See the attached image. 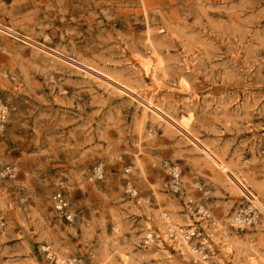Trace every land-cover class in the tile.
I'll return each mask as SVG.
<instances>
[{"label":"rangeland","instance_id":"374dc122","mask_svg":"<svg viewBox=\"0 0 264 264\" xmlns=\"http://www.w3.org/2000/svg\"><path fill=\"white\" fill-rule=\"evenodd\" d=\"M0 105V264H264V0H0Z\"/></svg>","mask_w":264,"mask_h":264},{"label":"built area","instance_id":"2783aa9c","mask_svg":"<svg viewBox=\"0 0 264 264\" xmlns=\"http://www.w3.org/2000/svg\"><path fill=\"white\" fill-rule=\"evenodd\" d=\"M5 118V108L0 105V121H3ZM171 180H172V185L175 189H178L180 185V173L181 169L178 168L177 166L171 167ZM1 174L6 175V176H14V170L12 167L9 165H5L1 169ZM52 201L54 204V209L55 211L62 217H64L66 220L71 221L73 219L72 212L69 210L68 207V202L66 198L60 193L57 192L52 196ZM237 219L239 222H252L255 220V217L252 215V213L249 212V214H238ZM4 225L3 219L0 216V228Z\"/></svg>","mask_w":264,"mask_h":264},{"label":"bare ground","instance_id":"6f19581e","mask_svg":"<svg viewBox=\"0 0 264 264\" xmlns=\"http://www.w3.org/2000/svg\"><path fill=\"white\" fill-rule=\"evenodd\" d=\"M154 70V69H153ZM201 209V208H200ZM204 215V214H203ZM167 216V215H166ZM160 217H161V215H160ZM233 221H234V223H237V222H239V220L237 219V216H235L234 218H233ZM164 223V222H163ZM163 223H161V224H163ZM166 223V222H165ZM240 223V222H239ZM241 224V223H240ZM166 228H167V232H165V233H167V234H171V232L174 234V236L176 235V237H175V245L176 246H179V250L180 251H183V250H185V247H187L194 255V258H196L198 255H196L197 253H194V252H196L195 251V248L193 247V245H191L190 243H189V240L191 239V237H190V235H194L195 234V231L193 230V229H191V230H189V232L188 233H183L182 232V229H179L180 227H178L174 222H169V223H167L166 225L165 224H163ZM193 228V227H192ZM164 233V232H163ZM164 233V234H165ZM163 235V234H162ZM145 236H147V239H148V241L149 242H151L152 241V235H151V233L150 232H146V235ZM159 236V235H158ZM167 237H168V235H167ZM170 237V236H169ZM226 235H223V234H221V238H222V249H224V251H230L231 250V248H230V246H229V244L228 243H226V241H225V239H226ZM211 238H213V236H211ZM229 239H230V237H229ZM228 239V240H229ZM165 241V240H164ZM213 241H215L214 239H213ZM174 244V243H173ZM118 249V248H117ZM201 250V249H200ZM123 251V250H122ZM122 251H120V254L122 255V256H124L125 254L122 252ZM186 252V251H185ZM203 252V251H202ZM204 253V252H203ZM202 254V253H201ZM120 255V256H121ZM207 257V256H206ZM124 258V257H123ZM191 258V257H190ZM198 258H200V256L198 257ZM204 262V261H203ZM205 264H207V262L205 261Z\"/></svg>","mask_w":264,"mask_h":264}]
</instances>
